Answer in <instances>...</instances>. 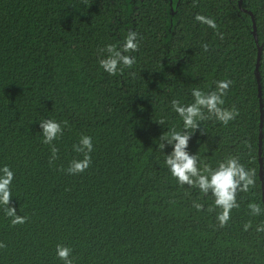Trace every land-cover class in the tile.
Here are the masks:
<instances>
[{
	"label": "trees",
	"instance_id": "1",
	"mask_svg": "<svg viewBox=\"0 0 264 264\" xmlns=\"http://www.w3.org/2000/svg\"><path fill=\"white\" fill-rule=\"evenodd\" d=\"M240 1L0 0V167L15 174L10 202L0 204V264H64L57 245L71 250V264H264L250 15L264 46V0H244V10ZM130 32L139 47L124 54L135 63L109 75L99 61ZM260 76L264 104V51ZM220 80L231 81L220 107L236 118L225 125L202 108L198 128L184 129L173 102L186 107L194 89L216 92ZM48 119L63 128L50 145L41 128ZM173 132L190 135L198 169L236 157L254 174L226 225L211 190L172 175ZM82 135L92 137L91 163L72 174L85 156L74 147ZM8 208L26 222L13 224Z\"/></svg>",
	"mask_w": 264,
	"mask_h": 264
},
{
	"label": "clouds",
	"instance_id": "2",
	"mask_svg": "<svg viewBox=\"0 0 264 264\" xmlns=\"http://www.w3.org/2000/svg\"><path fill=\"white\" fill-rule=\"evenodd\" d=\"M195 19L212 29L217 27L215 20L211 17L198 14ZM136 36V32H130L125 38L122 49H118L115 45L107 46L108 55L106 58L101 59L99 63L101 68L109 75L122 72L121 64L131 68L135 63L134 56L125 55L124 53L138 49ZM230 85V80H220L217 82V91L207 95L199 89H194L195 102L186 107L181 106L178 101H174L175 112L182 119L184 129L198 128V120L203 118L202 108H206L209 113H214L216 118L225 125L234 120L238 115L235 110L220 107L224 103L223 97L227 94ZM41 128L43 130V143L49 145L63 133L61 123L54 119L41 122ZM171 139L175 143L166 163L170 166L172 175L181 183L197 185L205 193L211 190L212 195L215 197V206L221 209L217 219L221 226L226 225L230 220L231 210L239 207L236 202L237 190L247 192L256 183L254 174L236 157L226 158L216 168L205 165L203 169H198L196 158L186 151L190 135L173 132ZM74 147L78 152H85V156L82 160L74 161L68 171L72 174L82 173L91 163V157L88 153L93 150L92 137L82 135L79 145ZM56 151L57 149L53 148V155L56 154ZM14 178V172L7 165L0 167V204L2 205H8L10 202L11 185ZM196 207L199 210L202 206L196 205ZM248 208L253 215L258 216L261 213L260 206L255 202L249 203ZM7 215L13 218V224L26 222L24 217L16 215L14 208H8ZM250 227H252L250 223L245 224L244 230L247 231ZM256 231L264 232V224L257 226ZM2 247H4V244L0 242V248ZM70 251L64 245H57L56 255L64 261V264H71Z\"/></svg>",
	"mask_w": 264,
	"mask_h": 264
},
{
	"label": "water",
	"instance_id": "3",
	"mask_svg": "<svg viewBox=\"0 0 264 264\" xmlns=\"http://www.w3.org/2000/svg\"><path fill=\"white\" fill-rule=\"evenodd\" d=\"M243 1H240V7L243 9ZM244 10V9H243ZM250 15L252 16L254 30L253 34L256 40V44L258 46V63L256 68V78L259 83V97H260V103H261V123H260V141H259V156H260V179L263 182V192H264V165H263V129H264V104H263V92H262V85H261V76H260V67H261V60L262 55L264 51V46L260 45L259 39H258V29H257V23L255 16L250 12ZM264 194V193H263Z\"/></svg>",
	"mask_w": 264,
	"mask_h": 264
}]
</instances>
